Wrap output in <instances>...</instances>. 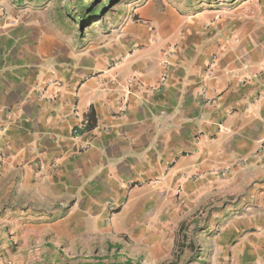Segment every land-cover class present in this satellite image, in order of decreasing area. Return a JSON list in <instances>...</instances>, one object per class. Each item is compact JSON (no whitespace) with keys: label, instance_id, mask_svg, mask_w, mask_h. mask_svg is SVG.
<instances>
[{"label":"crops","instance_id":"obj_1","mask_svg":"<svg viewBox=\"0 0 264 264\" xmlns=\"http://www.w3.org/2000/svg\"><path fill=\"white\" fill-rule=\"evenodd\" d=\"M133 11L149 22L98 45L73 46L37 14L0 31V177L20 192L11 210L42 238L87 249L100 237L104 251L120 237L155 240L159 222H193L198 239L212 233L198 248L212 264H264V145L253 157L264 22L216 51L191 28L181 35L175 12Z\"/></svg>","mask_w":264,"mask_h":264},{"label":"rangeland","instance_id":"obj_2","mask_svg":"<svg viewBox=\"0 0 264 264\" xmlns=\"http://www.w3.org/2000/svg\"><path fill=\"white\" fill-rule=\"evenodd\" d=\"M145 2L157 11L178 14L183 26L181 35L187 32L185 28H191L192 40L214 43L216 51L248 38V29L264 22V0H0V31L37 14L63 39L72 41L73 46L83 42L98 45L114 38L131 21L148 23L147 18L133 15V10ZM81 4L100 7V12L94 17L88 13L83 17ZM13 197L19 205L20 192L13 190L5 177H0V264H122L126 260L132 264H212L213 261L212 254H203L198 249L212 240V233L204 236V240L198 239L201 228L197 223L159 222L155 240L120 237L113 251H104V238L100 237L93 238L87 249L81 244L83 240H77L70 248L66 239L54 235L42 238L44 231L38 230L43 226L36 221L26 223L21 219L19 207L11 210ZM40 239L42 242L37 244Z\"/></svg>","mask_w":264,"mask_h":264},{"label":"trees","instance_id":"obj_3","mask_svg":"<svg viewBox=\"0 0 264 264\" xmlns=\"http://www.w3.org/2000/svg\"><path fill=\"white\" fill-rule=\"evenodd\" d=\"M82 1L83 0H80V2H82ZM99 12H100V7H95V6L90 7V6H84L83 4H81L80 15H82L83 17L86 15V13H88L89 16L94 17V16L98 15ZM122 264H132V262H131V260H126Z\"/></svg>","mask_w":264,"mask_h":264},{"label":"built area","instance_id":"obj_4","mask_svg":"<svg viewBox=\"0 0 264 264\" xmlns=\"http://www.w3.org/2000/svg\"><path fill=\"white\" fill-rule=\"evenodd\" d=\"M160 79H161V80H160L161 83H163V82L165 81V79H166V73H165V72H162V73H161V77H160ZM128 83H130V81H129ZM78 129H79V128H74V129H73V133H77V132H78ZM263 145H264V141L260 142V144H259V148H258L256 154L253 155V157H257V156L259 155V153H260L261 150L263 149Z\"/></svg>","mask_w":264,"mask_h":264},{"label":"bare ground","instance_id":"obj_5","mask_svg":"<svg viewBox=\"0 0 264 264\" xmlns=\"http://www.w3.org/2000/svg\"><path fill=\"white\" fill-rule=\"evenodd\" d=\"M41 242H42V241H41V240H39L37 244H40ZM37 244H36V245H37Z\"/></svg>","mask_w":264,"mask_h":264}]
</instances>
